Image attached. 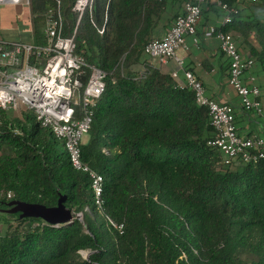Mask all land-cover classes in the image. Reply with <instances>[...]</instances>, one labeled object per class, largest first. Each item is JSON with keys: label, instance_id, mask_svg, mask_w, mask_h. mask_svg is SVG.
<instances>
[{"label": "trees", "instance_id": "1", "mask_svg": "<svg viewBox=\"0 0 264 264\" xmlns=\"http://www.w3.org/2000/svg\"><path fill=\"white\" fill-rule=\"evenodd\" d=\"M187 1L93 0L77 25L76 0H60L62 36L75 31L74 54L86 66L79 93L89 67L107 76L80 146L81 162L103 178L104 207L93 206L88 176L72 169L63 143L32 112L0 111V264H264V160L222 165L208 145L207 109L144 54L160 24L173 21L169 8ZM55 7L29 0L31 44H46L45 15ZM224 32L253 39L249 54L264 73V22L233 19ZM61 196L82 223L4 212L14 201L52 208Z\"/></svg>", "mask_w": 264, "mask_h": 264}, {"label": "built area", "instance_id": "2", "mask_svg": "<svg viewBox=\"0 0 264 264\" xmlns=\"http://www.w3.org/2000/svg\"><path fill=\"white\" fill-rule=\"evenodd\" d=\"M29 7V0H24ZM56 7L45 15L44 35L46 44L0 42V111L17 112L23 109L32 112L42 128L64 145L73 170L88 176L91 182L93 206L104 207L103 178L81 162L80 146L91 128L94 110L105 90L106 74L95 67H89L90 75L82 93L78 73L86 67L81 57L74 54V36L64 38L60 0H53ZM110 1V0H108ZM23 0H0V6H17ZM93 0H76L72 11L77 15V25L86 12H91ZM210 5L223 13L222 28L232 24L237 11L222 0H188L183 14L178 16L161 39L150 41L144 54L161 64L175 60L176 51L184 47L185 38H195L202 7ZM104 29L98 30L102 35ZM206 38H214L221 54L228 61V83L239 99L241 108L247 113L263 115L262 93L254 77L243 80L244 75L254 67L252 59H244L233 36L221 29L210 28ZM174 80L176 75L171 76ZM185 85L194 92L195 103L205 107L215 137L208 145L217 150L222 165L255 164L264 160V139L246 138L238 134L233 107L216 103L205 96L202 85L189 73H184ZM248 82V85L245 84ZM75 106L79 107L76 118ZM105 154L106 151H104ZM90 213L89 209H85ZM108 224L120 234L123 225L107 219Z\"/></svg>", "mask_w": 264, "mask_h": 264}, {"label": "crops", "instance_id": "3", "mask_svg": "<svg viewBox=\"0 0 264 264\" xmlns=\"http://www.w3.org/2000/svg\"><path fill=\"white\" fill-rule=\"evenodd\" d=\"M230 4L237 11L234 23L257 20L264 22V0H222ZM1 9V8H0ZM183 14V5L175 2V5L168 10L166 19L173 18L167 25L163 21L155 31L154 38L161 39L169 30L174 20ZM169 16V17H168ZM223 13L217 8L205 5L202 7L201 18L197 24L194 43L193 38L185 39L184 47L176 51L175 60H169L161 64L156 59L146 58L156 68L161 69L167 75H176V82L180 86L185 85L184 73L189 72L203 87L205 96L210 100L229 104L233 107L236 128L240 136L246 138L259 137L264 139V117L256 116L253 113L245 112L239 99L228 83V61L221 54L219 44L214 38H206L205 33L210 28L221 29L223 32L228 28H222ZM238 51L244 59H252L249 49L254 46L252 38L244 39L243 36L230 32ZM0 42L3 43H32V28L30 25L29 8L26 14L0 12ZM34 45V44H33ZM254 77L256 84L263 93L264 73L254 64V67L247 72L243 80ZM248 85V82H245ZM87 141V138L84 142Z\"/></svg>", "mask_w": 264, "mask_h": 264}, {"label": "water", "instance_id": "4", "mask_svg": "<svg viewBox=\"0 0 264 264\" xmlns=\"http://www.w3.org/2000/svg\"><path fill=\"white\" fill-rule=\"evenodd\" d=\"M65 199L61 196L55 207L47 208L39 204H26L18 201L9 203L5 213L16 217L17 221L23 219H35L43 221L51 226L71 224L74 219L82 223V215L73 214L64 206ZM88 256V254H87ZM87 256L84 259H87Z\"/></svg>", "mask_w": 264, "mask_h": 264}, {"label": "rangeland", "instance_id": "5", "mask_svg": "<svg viewBox=\"0 0 264 264\" xmlns=\"http://www.w3.org/2000/svg\"><path fill=\"white\" fill-rule=\"evenodd\" d=\"M0 12L1 11H7L8 13H13V15H14V13H15V11H16V13H18V14H21L22 12H24V14H26L27 13V11H28V8L29 7H26V5H25V1L23 0V2H22V4H20V5H17V6H0ZM187 38V37H186ZM185 38V39H186ZM262 93V92H261ZM22 111H24L25 112V110H23V109H21ZM20 110V111H21ZM20 111H17V112H14V113H16V114H13V115H15V116H20V114L22 113V112H20ZM11 114V113H10ZM257 116V115H256ZM263 117H264V111H263V115H262ZM264 138V137H263ZM97 221L99 222V223H101L102 222V219H101V217L100 216H98L97 217ZM81 255H82V257L83 258H85L86 256H87V253H85V252H82L81 253Z\"/></svg>", "mask_w": 264, "mask_h": 264}]
</instances>
